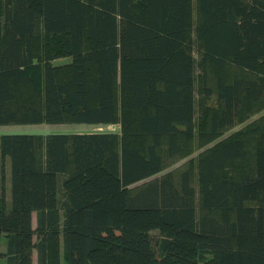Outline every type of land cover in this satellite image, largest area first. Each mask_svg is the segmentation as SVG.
<instances>
[{"label": "trees", "instance_id": "obj_1", "mask_svg": "<svg viewBox=\"0 0 264 264\" xmlns=\"http://www.w3.org/2000/svg\"><path fill=\"white\" fill-rule=\"evenodd\" d=\"M41 123L118 131L0 136L6 264H264V0H0V125Z\"/></svg>", "mask_w": 264, "mask_h": 264}, {"label": "rangeland", "instance_id": "obj_2", "mask_svg": "<svg viewBox=\"0 0 264 264\" xmlns=\"http://www.w3.org/2000/svg\"><path fill=\"white\" fill-rule=\"evenodd\" d=\"M54 64L66 63L69 62V58H58L53 61ZM258 115H253L251 119L257 118ZM242 128L241 125H237L232 128L227 134ZM118 128L116 125H91V124H9V125H0V136L4 134H38V135H47V134H57V133H91V132H117ZM223 136V137H224ZM215 143V142H214ZM199 151L194 152L191 156L181 159L175 165L171 166L169 169L175 167H182L184 163L191 157H194L198 154ZM7 182V181H6ZM7 183H5V186ZM8 186V185H7ZM6 186V190H7ZM9 192V189H8ZM32 226L35 227V216H32ZM0 250H5V239L2 238L0 241ZM208 257V256H207ZM35 254L33 256V264H35ZM208 260V259H207ZM206 261V260H205ZM205 261L198 264H208ZM0 264H6L5 258L0 256Z\"/></svg>", "mask_w": 264, "mask_h": 264}, {"label": "crops", "instance_id": "obj_3", "mask_svg": "<svg viewBox=\"0 0 264 264\" xmlns=\"http://www.w3.org/2000/svg\"><path fill=\"white\" fill-rule=\"evenodd\" d=\"M6 183H7V185H8V182H6ZM7 185H6V186H7ZM6 186H5V188H6ZM8 189H9V187L7 186V190H6V192H5V193H6V199L9 198V192H8ZM33 215L35 216V212H32V216H33ZM3 251H4V250H3ZM3 251L0 250V252H3Z\"/></svg>", "mask_w": 264, "mask_h": 264}]
</instances>
